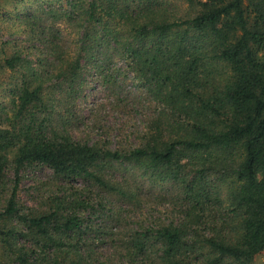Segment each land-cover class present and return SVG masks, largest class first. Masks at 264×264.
I'll use <instances>...</instances> for the list:
<instances>
[{
    "label": "trees",
    "instance_id": "trees-1",
    "mask_svg": "<svg viewBox=\"0 0 264 264\" xmlns=\"http://www.w3.org/2000/svg\"><path fill=\"white\" fill-rule=\"evenodd\" d=\"M6 1L0 264H253L264 254V0ZM85 73L111 110L152 109L137 146L77 135ZM36 169L49 182H36L29 206L20 183ZM165 185L168 208L155 218L149 191Z\"/></svg>",
    "mask_w": 264,
    "mask_h": 264
},
{
    "label": "rangeland",
    "instance_id": "rangeland-1",
    "mask_svg": "<svg viewBox=\"0 0 264 264\" xmlns=\"http://www.w3.org/2000/svg\"><path fill=\"white\" fill-rule=\"evenodd\" d=\"M5 8L13 10L14 4L6 1ZM125 92H133L130 83H126L123 89ZM109 91L102 86L101 80L91 76L89 73L84 75V88L80 99L81 123L77 129V135L85 139L97 140L103 137L108 138L111 146L121 144L126 148L137 146L138 138L148 121L151 110L147 107L144 100H140L137 104H129L125 112L111 110L106 98ZM2 96L0 90V98ZM120 145V146H121ZM24 179L20 183V200L29 206H35L40 201V195L36 191L38 187L36 182H45L50 172L46 169L28 170ZM41 189V188H40ZM40 193L43 191L39 190ZM150 207L154 211V216L163 218L164 209L168 208L166 198L171 193L168 186L150 190ZM149 207V208H150ZM130 211V209H128ZM132 222L135 221V215L132 214ZM264 254L256 257L253 264H263Z\"/></svg>",
    "mask_w": 264,
    "mask_h": 264
}]
</instances>
